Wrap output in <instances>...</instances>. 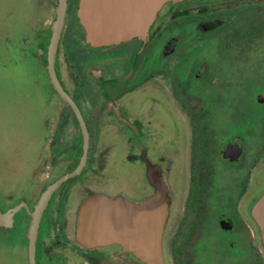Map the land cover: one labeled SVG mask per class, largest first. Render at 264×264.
<instances>
[{"label": "flooded vegetation", "instance_id": "af4514ba", "mask_svg": "<svg viewBox=\"0 0 264 264\" xmlns=\"http://www.w3.org/2000/svg\"><path fill=\"white\" fill-rule=\"evenodd\" d=\"M27 3L0 20L42 97L12 117L0 264H31L37 216L36 264H264V0H66L67 97L62 0Z\"/></svg>", "mask_w": 264, "mask_h": 264}, {"label": "rangeland", "instance_id": "374dc122", "mask_svg": "<svg viewBox=\"0 0 264 264\" xmlns=\"http://www.w3.org/2000/svg\"><path fill=\"white\" fill-rule=\"evenodd\" d=\"M27 2L28 0H0V20L11 10L16 11V17H24L32 4ZM11 26L13 25L9 21L7 27ZM40 75L32 63L22 62L14 50L10 51L4 36H0V182L9 176L12 170L11 163L16 155L12 117L18 115L23 118L17 122V129L20 131L28 129L36 120L35 111H38L42 97L37 93L35 82ZM25 243L23 238L17 240L15 244L22 255H25L22 248ZM20 263L23 264L22 261Z\"/></svg>", "mask_w": 264, "mask_h": 264}, {"label": "water", "instance_id": "95a60500", "mask_svg": "<svg viewBox=\"0 0 264 264\" xmlns=\"http://www.w3.org/2000/svg\"><path fill=\"white\" fill-rule=\"evenodd\" d=\"M89 3V0H87V5ZM66 0H62V4L61 7L59 9V16L57 21L54 24V28H53V35L51 38V45H50V49H49V62H48V66H49V71L51 73V78H52V82L53 85L55 87V89L64 97H67L64 94V91L62 90L56 75H55V54H56V49H57V43H58V39L60 36V32L62 30V26H63V21H64V14H65V9H66ZM148 22V19H147ZM88 26L90 27V24L88 23ZM126 33L124 31V29H121L120 31H117L115 33H113V37L111 38H107L106 40L103 41H99L98 43L101 45H107V44H111V43H115L118 42L120 40H122L123 38H125ZM46 201V200H45ZM96 204V200H93L91 202H88L83 208H82V214H84V216H82V220L83 223L80 227L81 229V233L82 235L86 236V240L90 241L89 237L92 234V230H94V235L97 234L96 236H100V235H104V232H100V225H97V227H95V225H92L90 223V219H91V212L92 209L94 207V205ZM257 219H258V223L261 227L262 230V238L264 241V197L259 201L258 203V207H257ZM3 220V216L0 212V222ZM38 216L35 219L34 223H33V227H32V233L30 236V240H29V252H30V263L31 264H36L35 262V238H36V232L38 229ZM90 226H94L92 229Z\"/></svg>", "mask_w": 264, "mask_h": 264}]
</instances>
